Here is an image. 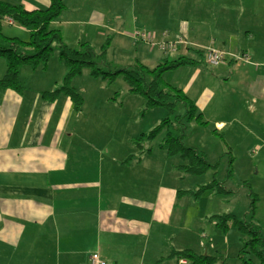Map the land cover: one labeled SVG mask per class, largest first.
I'll list each match as a JSON object with an SVG mask.
<instances>
[{
    "label": "crops",
    "instance_id": "obj_1",
    "mask_svg": "<svg viewBox=\"0 0 264 264\" xmlns=\"http://www.w3.org/2000/svg\"><path fill=\"white\" fill-rule=\"evenodd\" d=\"M2 1L27 10L49 5L48 0ZM61 1L65 9L50 29L59 30L63 43L73 48L89 41L82 36L84 26L87 36L110 35L106 59L109 54L117 59L115 71L137 62L154 68L165 60L190 59L192 64L166 71L164 81L195 104L208 123L207 134L215 136V130L232 155L253 151L258 166L264 165V0ZM15 29L25 41L28 30ZM135 32L152 37L153 44L136 42ZM180 37L185 43L173 52L157 46ZM204 50L221 52V63L207 65ZM244 54L247 63L240 60ZM27 67L19 73L20 92L0 91V264H89L93 253L106 264H189L175 253L193 251L191 246L171 244L165 262L159 244L158 226L170 220L166 208L174 191L130 181L132 166L124 159L132 154L113 156V150L153 127L141 123L143 103L134 109L111 101L116 92L94 78V96L78 114L63 93L54 101L43 97L63 83L66 68L58 55L45 68ZM5 71L0 61V79ZM120 90L121 99L137 98ZM131 120L137 122L133 136ZM121 128L126 137L118 133ZM109 147L111 152L104 150ZM159 151V158H167Z\"/></svg>",
    "mask_w": 264,
    "mask_h": 264
},
{
    "label": "trees",
    "instance_id": "obj_2",
    "mask_svg": "<svg viewBox=\"0 0 264 264\" xmlns=\"http://www.w3.org/2000/svg\"><path fill=\"white\" fill-rule=\"evenodd\" d=\"M48 1L49 5L44 9L27 10L20 4L0 0V58L4 59L6 64L5 74L0 79V91L20 92L23 89L19 82L21 68L23 66H29L33 70L39 67L45 68L53 53L52 45L56 44L59 49L58 58L65 66L66 74L58 89L50 93H43L46 100L54 101L59 94L63 93L73 104L75 112L80 114L83 99L70 87V82L74 77L79 76L84 68H89L90 76L102 80L108 86L117 78H121L126 95L143 99L142 114L149 110H166L167 116L160 120L152 130L133 140V143L137 141L135 146L139 154L129 156L124 164H127L128 161V164L139 162L140 155L151 152V149L144 150L141 143L152 142L163 134L158 149L165 152L167 157H180L182 165L179 166V169L183 170L185 174L202 175L207 170L214 168L208 164L203 154L193 147H185L182 144V137L185 136L187 125L194 122L200 126H207L208 123L203 121L202 114L181 89L163 80V74L166 71L192 64V61L182 57L172 61L165 60L154 68H148L137 62L128 68L114 72L107 70L105 58L108 42L99 48L98 53H95L87 42L79 43L78 48L65 45L60 31L50 29L51 22L60 16L65 5L61 0ZM3 23L28 30V40L22 41L16 37L5 36L2 33ZM117 99L118 93L113 100L117 102ZM178 106H182L185 112L178 114ZM212 133L221 138L215 130ZM213 184H216L215 180L207 186L199 187L192 194L197 197L205 188H213ZM250 196H253V200L248 213L249 220L237 219L232 215L214 217L215 226L219 230L226 231L229 226H232L242 235L248 236V240L243 241L238 262L235 264H264V238L261 228L255 225L254 219L257 199L253 194ZM175 256L179 260L188 261L189 264H229L226 263L222 255L203 256L190 250L177 252Z\"/></svg>",
    "mask_w": 264,
    "mask_h": 264
},
{
    "label": "rangeland",
    "instance_id": "obj_3",
    "mask_svg": "<svg viewBox=\"0 0 264 264\" xmlns=\"http://www.w3.org/2000/svg\"><path fill=\"white\" fill-rule=\"evenodd\" d=\"M87 29L88 26H84L82 36L89 40L86 42L94 49L95 53H98L99 48L106 42H108V50L109 44L112 42L111 36L106 34L102 40H99L93 34L87 36ZM15 31H17L15 26H9L5 23L2 24V33L5 36H17L16 38H22L20 34H14ZM28 38L27 36L25 41H27ZM84 41H81V43ZM74 46L78 48L79 43ZM52 48L53 53L50 58L55 59L59 49L56 44H53ZM109 52L111 51L109 50ZM0 61L5 63V60L2 58H0ZM106 61L107 70L114 72L117 59L109 54ZM146 66L151 67L152 65L149 63ZM27 69H30V67H27ZM71 83L75 84L78 91H86V93L84 92L80 94V96L83 99V103L87 99L83 106L89 104L88 98L90 99L92 95L91 90L94 87V78L90 76V69L84 68L82 74L77 76ZM71 83L70 87L72 86ZM106 87L109 91H112V93H118L117 102H126L132 105L134 109L137 103H144L143 99L137 96V98H133L132 100L121 99L123 92L120 88L125 90L123 89L124 83L122 82L114 81ZM116 93L112 95L111 101H114L113 98ZM92 96H94V94ZM131 97L134 96H130L129 99ZM177 112L178 114H182L185 111L182 106H178ZM124 113H126V110ZM166 116L167 112L164 109L149 110L146 112L141 123H147L148 125L152 124L154 127ZM137 121L139 123V120ZM126 122L128 121H125V123ZM135 124H133L132 120L127 123L129 127V136L135 134ZM153 127H148L147 132ZM143 128H145L144 125L141 129ZM205 129L207 130V128ZM207 131L210 132V130ZM186 132L187 134L182 137L183 146L196 147L195 149L197 151L201 154L204 153L206 161L214 168L207 170V172L202 175H189L179 169V166L182 165L180 157L168 156L162 160V158H159L160 156L158 154L162 153L158 149V145L163 138L162 134L152 142L145 141L141 143L144 150L151 149L152 152L150 156L143 158L141 163L130 162L129 165L132 166L130 181L142 184L144 187H152L158 190L172 189L170 191H174L170 192V195H168V203L170 202V206L166 208L169 212L170 220L164 221L163 226H158L160 235H162V241L159 244L164 250L165 258L168 257L167 255L170 252L171 244H176L191 246L193 253L203 256L222 255L226 263L235 264L238 262V256L243 247V241L248 240V236L242 235L232 226H229L226 231L219 230L215 226L214 217L232 215L237 219L249 220L248 213L253 200V196L250 195L253 194L257 199L255 202V225L261 228L264 238V181L261 179L264 165L258 166V163L255 162L256 155L253 151H250V153H241L239 156L232 155L229 152L227 144L221 142L217 137L212 136V134H207L204 130V126H195V124L190 123L187 125ZM118 133L126 137L128 132L121 128ZM188 136L189 141H187ZM136 143L137 141L132 144L128 140L125 143V147H119L120 152L118 150H113L111 147L108 149L105 148L104 150H110V152L113 150V156L118 157V159L123 158L125 154L138 155V150L135 146ZM125 160L126 159H124V161ZM213 180L216 181V184L212 185L213 188H205L197 197L192 194L197 191L199 187L211 184ZM177 191H184L187 193H177ZM259 218L261 220H258ZM258 222L261 223L259 224ZM169 261L175 263L176 259L172 258ZM165 262H167V258Z\"/></svg>",
    "mask_w": 264,
    "mask_h": 264
},
{
    "label": "built area",
    "instance_id": "obj_4",
    "mask_svg": "<svg viewBox=\"0 0 264 264\" xmlns=\"http://www.w3.org/2000/svg\"><path fill=\"white\" fill-rule=\"evenodd\" d=\"M133 39L138 43H145L150 45L153 44V38L141 32H135L133 34ZM183 43H185L184 39L180 37L177 40V42L160 43L157 44V46L161 51L167 53V52H173L178 44H183ZM201 56L205 60L206 64L212 67L217 66L219 63H221L223 59V54L216 50H204L202 51ZM240 60L247 63L249 61V56L247 54H244L240 58ZM89 264H106V262L100 258L99 254L93 253L89 258Z\"/></svg>",
    "mask_w": 264,
    "mask_h": 264
}]
</instances>
